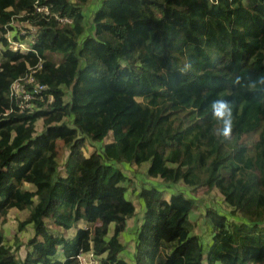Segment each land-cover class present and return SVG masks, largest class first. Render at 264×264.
<instances>
[{
  "label": "trees",
  "instance_id": "1",
  "mask_svg": "<svg viewBox=\"0 0 264 264\" xmlns=\"http://www.w3.org/2000/svg\"><path fill=\"white\" fill-rule=\"evenodd\" d=\"M88 2L0 0V264L89 251L99 264H264V88L233 83L264 73V0ZM13 21L36 28L28 50L10 48ZM30 74L46 90L21 112L10 86ZM218 96L233 105L229 140L213 135ZM145 163L154 181L137 189L121 165ZM201 188L224 204L205 206L202 236ZM13 209L27 215L10 237ZM133 217L131 263L120 236Z\"/></svg>",
  "mask_w": 264,
  "mask_h": 264
},
{
  "label": "rangeland",
  "instance_id": "2",
  "mask_svg": "<svg viewBox=\"0 0 264 264\" xmlns=\"http://www.w3.org/2000/svg\"><path fill=\"white\" fill-rule=\"evenodd\" d=\"M99 2V0H89L88 2V9L92 10L96 6V4ZM89 10H86V13L88 15ZM87 20V26L90 25L89 20L90 16L86 19ZM12 25L16 29L14 33L17 35L20 33L21 30H29L30 33H34L35 29L31 25L24 23V22H19V21H13ZM13 33V34H14ZM7 36L11 38L12 34L7 33ZM31 36L29 33L26 34L24 37L25 42H29ZM48 56L53 59L54 61H58L61 56L57 54H48ZM91 145L88 146V148L85 150V153L87 154L90 150L95 148L96 150H100V144L97 142H92L90 143ZM68 153V148L65 147L61 142L58 143L57 146V155H58V161L60 166L63 165L64 160L66 159ZM148 166V163L143 164L141 167H136V166H128V165H121V167L124 169L125 173L129 178H132L137 184V189L142 185H149L152 181L149 178L145 176V167ZM158 181V180H157ZM130 182V181H128ZM127 182V187H128V196L135 202L137 205V212L141 210V204L138 199V195L136 192L132 193V189L128 186L129 183ZM162 185V184H161ZM178 187L172 189V187L167 188V192L173 191L177 189ZM206 188H201L199 190L198 194H195L198 198V207L195 211L191 213L192 219L196 220V227L194 229L195 233H198L199 235L202 236L203 234V222H202V213L204 212V208L207 205H222V197L218 194L216 190H209L205 191ZM27 215V211H18V210H11V212L8 215L7 221L4 224V229L6 231V234L10 237L13 236V234L17 231V222L20 220H23L25 216ZM137 225H138V217H133L128 220L127 223V228L124 231V233L121 234L120 236V241L124 244L125 250L120 254V257L125 259L128 262L132 263V252H133V245L135 241V234L137 230ZM31 235L30 230L25 229L19 234V241L22 243L24 242L29 236ZM20 254L23 255L22 248L20 249Z\"/></svg>",
  "mask_w": 264,
  "mask_h": 264
},
{
  "label": "built area",
  "instance_id": "3",
  "mask_svg": "<svg viewBox=\"0 0 264 264\" xmlns=\"http://www.w3.org/2000/svg\"><path fill=\"white\" fill-rule=\"evenodd\" d=\"M37 10L44 11L46 13L48 12L47 6L37 7ZM62 21H67V20L62 19ZM32 27L33 28L31 29L36 30L34 26ZM15 30L8 32L12 34L11 38H9L8 36L10 48H12L13 50H28L30 48L29 43L33 42L32 41L33 34H30L31 38L29 42H25L23 41L24 38L22 36H26L27 34L26 30L25 31L21 30L18 35L14 33ZM15 36L17 37V39H14ZM33 72H34V69L31 71V73ZM34 80L35 79L33 75L30 74L26 79L15 80L10 86V95L11 97L17 100V104L21 112L33 111L36 99L41 96V93L43 91L46 90L45 85L36 83ZM29 84H32L31 87H28ZM49 100H51V97H49ZM77 258L79 260V264H99L98 260H96L95 258V255L91 251L80 252Z\"/></svg>",
  "mask_w": 264,
  "mask_h": 264
},
{
  "label": "clouds",
  "instance_id": "4",
  "mask_svg": "<svg viewBox=\"0 0 264 264\" xmlns=\"http://www.w3.org/2000/svg\"><path fill=\"white\" fill-rule=\"evenodd\" d=\"M249 89L264 88V73L258 74L255 77H248L244 80L241 77H236L233 81L235 85H241ZM212 119L216 122V127L213 129V135L223 140H229L233 131L234 115L232 103L224 97H216L212 99L208 105Z\"/></svg>",
  "mask_w": 264,
  "mask_h": 264
}]
</instances>
